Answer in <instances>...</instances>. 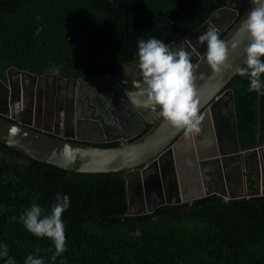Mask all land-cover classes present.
I'll return each mask as SVG.
<instances>
[{
  "label": "trees",
  "instance_id": "trees-1",
  "mask_svg": "<svg viewBox=\"0 0 264 264\" xmlns=\"http://www.w3.org/2000/svg\"><path fill=\"white\" fill-rule=\"evenodd\" d=\"M112 1L127 6L129 39L125 9L109 0H0V79L19 70L53 73V66L69 78L114 76L138 61L140 39L169 44L227 3ZM231 87L240 147L264 144V94L249 92L250 80L238 74L226 85ZM57 194H66L70 206L62 214L66 251L53 261V241L31 234L19 217L34 203L49 214ZM126 211L123 172L66 171L0 142V246L8 247L0 264L9 257L24 264L28 255L45 264H264V195L210 194L150 213Z\"/></svg>",
  "mask_w": 264,
  "mask_h": 264
},
{
  "label": "water",
  "instance_id": "water-1",
  "mask_svg": "<svg viewBox=\"0 0 264 264\" xmlns=\"http://www.w3.org/2000/svg\"><path fill=\"white\" fill-rule=\"evenodd\" d=\"M109 1L125 9V33L129 39L127 6ZM253 7L252 0H227L203 24L169 43L171 47L182 44L191 54L200 112L205 116L199 134L186 136L183 130L164 121L158 107L153 111L133 103V93L121 86H117L119 91L114 92L111 101L107 97L98 107L89 101L80 105L76 100L70 125L63 129L61 122L54 123V128L50 123L45 125L48 121L42 115L41 101L36 103L32 118L22 119L16 115L18 105L8 102L12 91L8 74L5 80L0 79V101H4V109L0 108V142L26 157L66 171L123 172L127 215L150 213L164 204L185 201L191 204L192 200L210 194L224 199L264 195V144L240 147L233 87L226 88L237 74L236 69L244 66L243 49L249 42L248 35L242 33L240 47L230 51L232 68L219 74L213 73L206 62L207 43H198V37L209 26L216 27L222 39L232 41ZM17 72L38 78L28 71ZM105 77L111 76L95 78ZM95 78L66 77V80L81 82ZM147 124L149 128L136 137ZM112 141H119L118 145H95ZM65 145L80 151L67 158L62 154Z\"/></svg>",
  "mask_w": 264,
  "mask_h": 264
},
{
  "label": "clouds",
  "instance_id": "clouds-1",
  "mask_svg": "<svg viewBox=\"0 0 264 264\" xmlns=\"http://www.w3.org/2000/svg\"><path fill=\"white\" fill-rule=\"evenodd\" d=\"M254 7L243 21L232 41H226L219 35L218 29L209 26L207 31L198 37V40L207 43L206 62L213 73L219 74L222 70H229L230 51L240 47L242 33H247L249 42L244 46L245 59L242 67L236 72L241 77L250 80L249 92L264 94V0H252ZM138 67L142 81L137 82L136 92L132 94L133 103L153 111L159 108L160 116L164 121L184 134H199L205 116L200 112V100L196 85V74L191 54L181 44L171 47L161 39L152 37L138 41ZM58 73L59 68L49 69ZM79 149H72L65 145L62 154L72 158ZM70 206V198L65 194L56 196L49 214H45L38 204H32L19 217L24 227L36 237H46L53 241L55 252L51 256L53 261L66 251L65 225L62 214ZM13 220L16 218L13 217ZM39 253V249H36ZM0 257H8L7 245L0 246ZM6 264H14L8 258ZM24 264H45L43 258L37 255H28Z\"/></svg>",
  "mask_w": 264,
  "mask_h": 264
},
{
  "label": "flooded vegetation",
  "instance_id": "flooded-vegetation-1",
  "mask_svg": "<svg viewBox=\"0 0 264 264\" xmlns=\"http://www.w3.org/2000/svg\"><path fill=\"white\" fill-rule=\"evenodd\" d=\"M131 70H135L137 78L128 79ZM9 75L12 82V91L8 102L10 105H18V110L16 109L19 111L16 113L17 117L29 120L30 117L32 118L36 103L41 101L43 102L42 115L48 121L45 125L48 126L50 123L52 124L51 127L54 128V123L61 122L62 129L63 126L68 127L70 125L71 109L77 101L80 105L89 101L98 107L105 102L107 97L111 101L114 92L119 91V86L128 87L134 93L137 91L135 84L142 81L140 69L136 63L123 65L110 78H95L94 80H83L81 82L66 80V77L55 73L37 75L38 78L36 79L19 72ZM109 92L112 95H109ZM0 108L4 109V101H0ZM154 194L152 199L155 198Z\"/></svg>",
  "mask_w": 264,
  "mask_h": 264
},
{
  "label": "rangeland",
  "instance_id": "rangeland-1",
  "mask_svg": "<svg viewBox=\"0 0 264 264\" xmlns=\"http://www.w3.org/2000/svg\"><path fill=\"white\" fill-rule=\"evenodd\" d=\"M137 75H136V72H135V70H131L130 71V74L128 75V79H132V78H134V77H136Z\"/></svg>",
  "mask_w": 264,
  "mask_h": 264
}]
</instances>
